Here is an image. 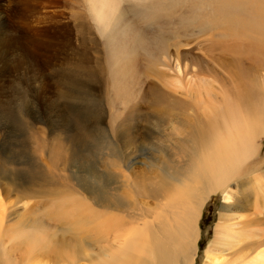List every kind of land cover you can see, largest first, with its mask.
<instances>
[{
    "label": "rangeland",
    "instance_id": "1",
    "mask_svg": "<svg viewBox=\"0 0 264 264\" xmlns=\"http://www.w3.org/2000/svg\"><path fill=\"white\" fill-rule=\"evenodd\" d=\"M150 1L115 0L102 26L95 0H0V264H56L40 254L74 232L92 238L89 213L149 215L190 190L180 184L224 136V101L249 87L231 54L208 50L222 22L193 16L198 0L144 8ZM248 67L244 83L264 92V66ZM213 123L216 132L202 135ZM257 144L256 170L228 186L236 229L264 204V138ZM223 198L219 190L205 202L193 264L235 258L230 244L209 248ZM259 252L264 245L245 260L264 261Z\"/></svg>",
    "mask_w": 264,
    "mask_h": 264
},
{
    "label": "bare ground",
    "instance_id": "2",
    "mask_svg": "<svg viewBox=\"0 0 264 264\" xmlns=\"http://www.w3.org/2000/svg\"><path fill=\"white\" fill-rule=\"evenodd\" d=\"M158 4L159 0H153L143 7L156 8ZM260 4V0H198L194 3L198 10L193 16L206 12V17L200 16L203 20L209 18L214 22L219 19L222 22L219 27L220 23L215 21L219 23L217 26L215 23L216 28H221V31L208 50H217L224 56L231 54L233 64L230 63L237 68L233 72L238 71L242 86L249 89L237 93L238 97L230 103L224 101L221 122L224 136L220 141L218 139L210 152L192 165L191 177L185 181L186 184H180L190 189V193L186 190L179 197L171 194L149 215L144 212V215L129 222L114 219V216H103L101 220L93 221L92 216L97 217L89 213L83 225L95 227L96 230L91 231L92 238L79 240L78 233L74 232L70 235L71 239L56 242L54 247L47 248L40 255L51 258L56 264L62 261L68 264H193L197 255L200 215L205 202L220 190L224 193L225 205L220 209L218 226L209 248L220 249L219 246L230 244L228 249L235 257L231 264H264L263 260L257 261L256 258L245 260L248 253L264 245V204L253 210L251 218L243 219L240 229L233 228L236 218L225 214L230 211L234 198L229 184L237 182L235 185H241L256 170L253 162L258 150L257 141L260 137L264 138V107L252 108L257 101L264 100V92L247 81L244 83L251 70L249 64L264 66V7L258 6ZM91 8L93 18L102 26L114 20L115 0H95ZM199 29L204 30L201 24ZM228 38H233L234 44L224 45L222 41ZM179 68L177 63L175 69L178 72ZM218 126L213 123L202 135L216 132ZM75 218L79 219L80 215H75ZM41 233L43 230L40 229ZM2 252L4 248L0 244ZM206 253L211 262L217 260V257H210L209 250ZM263 254L259 252L257 257Z\"/></svg>",
    "mask_w": 264,
    "mask_h": 264
}]
</instances>
